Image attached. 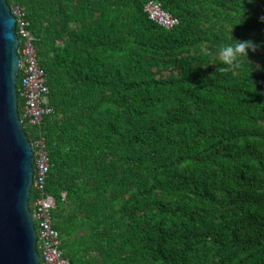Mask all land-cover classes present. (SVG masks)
<instances>
[{
	"label": "trees",
	"instance_id": "16d2710c",
	"mask_svg": "<svg viewBox=\"0 0 264 264\" xmlns=\"http://www.w3.org/2000/svg\"><path fill=\"white\" fill-rule=\"evenodd\" d=\"M19 5L53 109L25 133L69 264H264V47L240 68L219 55L264 41V0Z\"/></svg>",
	"mask_w": 264,
	"mask_h": 264
},
{
	"label": "water",
	"instance_id": "95a60500",
	"mask_svg": "<svg viewBox=\"0 0 264 264\" xmlns=\"http://www.w3.org/2000/svg\"><path fill=\"white\" fill-rule=\"evenodd\" d=\"M16 19L0 0V264H41L29 208L33 152L19 119Z\"/></svg>",
	"mask_w": 264,
	"mask_h": 264
},
{
	"label": "built area",
	"instance_id": "2783aa9c",
	"mask_svg": "<svg viewBox=\"0 0 264 264\" xmlns=\"http://www.w3.org/2000/svg\"><path fill=\"white\" fill-rule=\"evenodd\" d=\"M20 0H7L11 14L16 19V35L19 40L17 53L20 58L17 86V107L23 128H38L45 116L53 109L48 101V86L45 71L40 67L34 39L29 31L26 14L19 5ZM144 11L152 21L164 28H172L178 20L165 12L159 2L145 4ZM36 132L31 144L33 152V183L29 208L36 231V249L41 264H69L60 250L59 232L53 227L52 212L56 200L46 190V180L51 167L46 144ZM32 196V197H31Z\"/></svg>",
	"mask_w": 264,
	"mask_h": 264
},
{
	"label": "clouds",
	"instance_id": "9594fccd",
	"mask_svg": "<svg viewBox=\"0 0 264 264\" xmlns=\"http://www.w3.org/2000/svg\"><path fill=\"white\" fill-rule=\"evenodd\" d=\"M247 3L255 4L257 3V0H247ZM246 19L242 18L240 24H243ZM259 20L261 23H264V16L259 17ZM261 47H264V41L256 42L252 39L237 40L233 38V43L226 44L220 48V60L223 64L231 66L232 68H240L244 59L249 61V52L254 53L258 48ZM260 67L261 66L257 67L256 69Z\"/></svg>",
	"mask_w": 264,
	"mask_h": 264
}]
</instances>
